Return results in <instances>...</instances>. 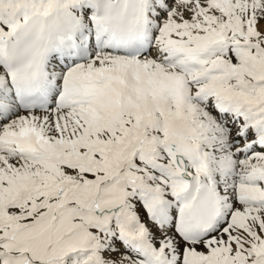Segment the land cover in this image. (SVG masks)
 I'll return each instance as SVG.
<instances>
[{"label":"snow or ice","instance_id":"snow-or-ice-1","mask_svg":"<svg viewBox=\"0 0 264 264\" xmlns=\"http://www.w3.org/2000/svg\"><path fill=\"white\" fill-rule=\"evenodd\" d=\"M0 264H264V0H0Z\"/></svg>","mask_w":264,"mask_h":264}]
</instances>
